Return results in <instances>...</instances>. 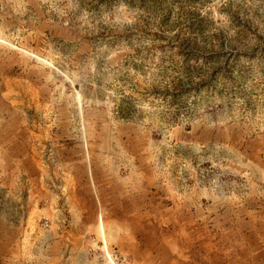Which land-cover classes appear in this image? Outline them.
<instances>
[{"label":"rangeland","instance_id":"obj_1","mask_svg":"<svg viewBox=\"0 0 264 264\" xmlns=\"http://www.w3.org/2000/svg\"><path fill=\"white\" fill-rule=\"evenodd\" d=\"M39 125L128 149L139 249L97 256L166 264L154 242L176 234L216 257L238 220L217 212L264 211V0H0V174ZM25 220L0 217V239Z\"/></svg>","mask_w":264,"mask_h":264},{"label":"crops","instance_id":"obj_2","mask_svg":"<svg viewBox=\"0 0 264 264\" xmlns=\"http://www.w3.org/2000/svg\"><path fill=\"white\" fill-rule=\"evenodd\" d=\"M22 140L17 142L24 150L11 154L4 168L7 174H0V217L26 219L27 224L11 226L8 237L0 239V264H111L97 256L102 243L116 244L128 256L145 216L138 205L136 210L129 208L133 177L128 172V149L87 145L81 137L66 143L63 131L41 125L26 131ZM229 200L240 206L239 196ZM251 207L217 212L238 220L232 219L226 228L216 257L208 256V242H200V253H195L196 243L190 248L193 253L184 256L176 234L164 238V244L156 240L153 249L166 254L161 255L169 258L166 264H264V248L256 249L251 235L256 216L264 211ZM65 234L79 240L68 241ZM182 257L187 258L184 263ZM144 259L136 255L132 263L146 264Z\"/></svg>","mask_w":264,"mask_h":264},{"label":"built area","instance_id":"obj_3","mask_svg":"<svg viewBox=\"0 0 264 264\" xmlns=\"http://www.w3.org/2000/svg\"><path fill=\"white\" fill-rule=\"evenodd\" d=\"M46 226H48V225L46 224Z\"/></svg>","mask_w":264,"mask_h":264}]
</instances>
